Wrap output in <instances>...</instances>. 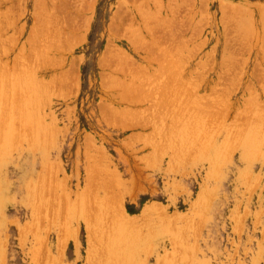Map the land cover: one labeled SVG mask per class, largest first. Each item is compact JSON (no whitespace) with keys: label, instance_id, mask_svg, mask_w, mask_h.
<instances>
[{"label":"rangeland","instance_id":"obj_1","mask_svg":"<svg viewBox=\"0 0 264 264\" xmlns=\"http://www.w3.org/2000/svg\"><path fill=\"white\" fill-rule=\"evenodd\" d=\"M0 264H264V0H0Z\"/></svg>","mask_w":264,"mask_h":264},{"label":"bare ground","instance_id":"obj_2","mask_svg":"<svg viewBox=\"0 0 264 264\" xmlns=\"http://www.w3.org/2000/svg\"><path fill=\"white\" fill-rule=\"evenodd\" d=\"M52 2V1H51ZM43 7V6H42ZM56 7V6H55ZM167 23V22H166ZM169 23V22H168ZM196 24V23H195ZM46 27V26H45ZM50 27V26H49ZM151 27V26H150ZM63 28V27H62ZM240 30V29H239ZM244 30V29H243ZM56 34V33H55ZM240 35V34H239ZM165 43V42H164ZM54 46V45H53ZM144 47H145V45H144ZM115 48V47H114ZM36 49V48H35ZM150 49V48H149ZM171 50V49H170ZM109 51V50H108ZM55 52V51H54ZM110 52V51H109ZM119 52V51H118ZM172 52V51H171ZM211 53V52H210ZM111 54V53H110ZM182 55V54H181ZM109 56V55H108ZM213 58V57H212ZM117 59V58H116ZM152 59V58H151ZM126 61V60H125ZM220 61V60H219ZM225 61V60H224ZM130 62V61H129ZM238 63V62H237ZM62 64V63H61ZM115 64V63H114ZM121 65V64H120ZM125 66V65H124ZM118 68V67H117ZM139 68V67H138ZM237 68V67H236ZM224 70H226V69H224ZM235 71V70H234ZM141 72V71H140ZM195 73V72H194ZM104 74V73H103ZM106 76V75H105ZM66 77V76H65ZM6 81H7V79H6ZM107 81V80H106ZM132 82V81H131ZM168 82V81H167ZM105 83V82H104ZM108 83V82H107ZM119 83V82H118ZM122 83V82H121ZM156 83V82H155ZM109 84V83H108ZM113 84V83H112ZM171 84V83H170ZM121 86V85H120ZM164 86V85H163ZM23 87V86H22ZM50 89V88H49ZM136 89V88H135ZM163 89V88H162ZM178 89V88H177ZM176 89V90H177ZM130 92V91H129ZM190 92V91H189ZM222 102V101H221ZM245 102V101H244ZM228 103V102H227ZM231 104V103H230ZM253 105V104H252ZM7 111V110H6ZM112 111V110H111ZM121 111V110H120ZM109 113V112H108ZM113 113V112H112ZM111 114V113H110ZM115 114V113H114ZM3 117V116H2ZM253 121V120H252ZM172 122V121H171ZM2 127V126H1ZM40 130V129H39ZM216 133V132H215ZM162 145V144H161ZM153 146H154V144H153ZM201 149V148H200ZM180 155V154H179ZM92 163V162H91ZM47 164V163H46ZM51 164V163H50ZM94 164V163H93ZM47 168V167H46ZM92 170V169H91ZM93 173V172H92ZM108 174H109V172H108ZM104 177V176H103ZM97 178V177H96ZM91 181V180H90ZM97 181V180H96ZM89 182V181H88ZM99 182V181H98ZM102 182V181H101ZM105 182V181H104ZM247 182V181H246ZM91 189V188H90ZM110 190V189H109ZM90 191V190H89ZM85 192V191H84ZM106 192V191H105ZM90 193V192H89ZM95 193V192H94ZM93 193V194H94ZM80 195V194H79ZM98 197V196H97ZM119 198V197H118ZM114 200V199H113ZM85 207V206H84ZM86 208V207H85ZM111 214V213H110ZM68 220V219H67ZM108 220V219H107ZM92 221V220H91ZM105 230V229H104ZM93 240V239H92ZM97 254V253H96Z\"/></svg>","mask_w":264,"mask_h":264}]
</instances>
